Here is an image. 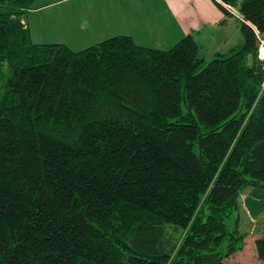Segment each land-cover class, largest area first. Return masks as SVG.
<instances>
[{
	"label": "trees",
	"instance_id": "1",
	"mask_svg": "<svg viewBox=\"0 0 264 264\" xmlns=\"http://www.w3.org/2000/svg\"><path fill=\"white\" fill-rule=\"evenodd\" d=\"M212 1L242 38L206 59L37 41L0 0V264H254L225 258L264 209V0Z\"/></svg>",
	"mask_w": 264,
	"mask_h": 264
},
{
	"label": "rangeland",
	"instance_id": "2",
	"mask_svg": "<svg viewBox=\"0 0 264 264\" xmlns=\"http://www.w3.org/2000/svg\"><path fill=\"white\" fill-rule=\"evenodd\" d=\"M88 1L93 0H66L32 13L29 22L33 34L32 38L40 41L38 37L41 34L42 42L59 41L67 43L73 49H79L95 43L96 40L100 41L102 38L120 32L129 30L133 32L134 27H137L138 31L134 32L139 35L142 44L158 46L156 42L160 40V45L163 43L165 48H169L176 40L187 33L182 29L180 21L165 12V4L163 6L159 0L149 2L142 0V11H139L141 9L139 3L137 13L127 15L124 12L121 13L120 8L115 3L111 5L112 10L110 13L108 12L109 14L101 16L96 12L94 5L91 9V13L94 14L93 17L95 18L94 23L92 24L88 19L85 20L86 17L78 23L79 9L85 13L90 12ZM65 15L70 17L64 20L63 16ZM229 18L230 22L225 27H219L217 24L213 25L205 21L196 24L199 33L196 34L195 29L189 30L200 44L201 51L205 54L206 59L211 58L217 51H225L240 42L242 38L240 22L234 17ZM65 21L68 23H65ZM169 42L172 43L169 44ZM259 52L264 54V38L261 39L258 47V56L260 57ZM244 195V193L241 195V209L235 210L233 215L239 214L240 227L242 230L247 231V234L243 238L241 249L228 255L225 261L258 264L260 259L257 257L254 242L261 235L264 227V209L258 216H251L243 203Z\"/></svg>",
	"mask_w": 264,
	"mask_h": 264
},
{
	"label": "crops",
	"instance_id": "3",
	"mask_svg": "<svg viewBox=\"0 0 264 264\" xmlns=\"http://www.w3.org/2000/svg\"><path fill=\"white\" fill-rule=\"evenodd\" d=\"M33 1H34L33 8H29L26 12L25 17L23 18V21L27 24V26L30 29L31 36L33 35L31 28H30V24H29L30 16H32L31 14L39 10L48 8L59 2H64L66 0H33ZM141 1L142 0H93V1H88L90 5V12L85 13L84 11L79 9L78 17H77L79 18V20H77V22L79 23L84 17H86L84 19L85 20L88 19L93 24L94 23L93 20L95 18L93 17L94 14L92 15L91 13V9H93L94 5H95L96 12L101 16L109 14L110 11L112 10L111 5L115 3L120 8L121 13L124 12V14L127 15L129 13L136 14L138 11L137 7L139 3L141 6V9L139 11L141 12L142 11ZM149 1L151 0H147V2ZM159 2L162 3L163 6L165 4L164 6L165 12L169 13V15L173 16V18L180 21L182 29L185 32H189V30L191 31L195 29L196 34L199 33V29L196 26V24L199 22L202 23V22L207 21V22L212 23L213 25L217 24V26L219 27H225L230 22V18L226 17L219 10V8L214 4L212 0H159ZM73 14H74V11H73ZM69 17L70 16L65 15L63 16V19L67 20ZM58 19H59V16H58ZM65 23H68V22L65 21ZM134 28H135L134 31H138L137 27H134ZM134 31L131 32L129 30L127 32H120V33L130 34L138 43L142 44V42L139 40L140 39L139 35H137V33H135ZM38 39L41 41V34H39ZM156 43H157L156 45H158L156 47L165 48L163 43L160 45L161 43L160 40H157ZM170 43L172 42H169V44Z\"/></svg>",
	"mask_w": 264,
	"mask_h": 264
},
{
	"label": "built area",
	"instance_id": "4",
	"mask_svg": "<svg viewBox=\"0 0 264 264\" xmlns=\"http://www.w3.org/2000/svg\"><path fill=\"white\" fill-rule=\"evenodd\" d=\"M228 8L232 11V13H233L234 15H238L237 12H236L232 7L229 6Z\"/></svg>",
	"mask_w": 264,
	"mask_h": 264
}]
</instances>
